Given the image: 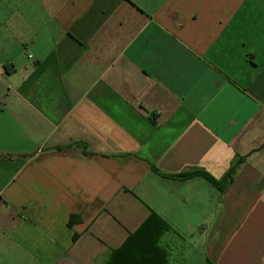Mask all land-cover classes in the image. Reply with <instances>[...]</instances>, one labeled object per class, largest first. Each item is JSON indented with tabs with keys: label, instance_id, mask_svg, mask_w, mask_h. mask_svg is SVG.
<instances>
[{
	"label": "crops",
	"instance_id": "0c3cea01",
	"mask_svg": "<svg viewBox=\"0 0 264 264\" xmlns=\"http://www.w3.org/2000/svg\"><path fill=\"white\" fill-rule=\"evenodd\" d=\"M113 260L264 264V0H0V264Z\"/></svg>",
	"mask_w": 264,
	"mask_h": 264
},
{
	"label": "trees",
	"instance_id": "16d2710c",
	"mask_svg": "<svg viewBox=\"0 0 264 264\" xmlns=\"http://www.w3.org/2000/svg\"><path fill=\"white\" fill-rule=\"evenodd\" d=\"M237 168V163L236 165L233 167L232 171L230 172L229 174V177L228 179H231L232 175L234 174L235 172V169ZM156 172H158V170L155 169ZM199 174H203L204 176L208 177L216 186L218 187H221L222 184L219 183V182H216L213 178H211L210 176H208L207 174H204V173H199ZM195 174H186V175H181L178 177V179H188V178H191L192 176H194ZM158 223L159 226L157 227L156 229V233H158V236H162L164 233H167L169 231H172V229L162 220L160 219L155 213H153L151 215V217L149 218V220L144 224V226L135 234L133 235L134 238H137L138 236H140L142 233H144L147 228H149L152 224H156ZM161 226V227H160ZM163 226V227H162ZM132 237V238H133ZM131 240V239H130ZM129 244V243H128ZM127 246V244H126ZM150 246V245H149ZM151 248V251L152 252H156L155 250H157L160 254H162V250H160V248L158 249V247H155L156 249L154 250L152 246H150ZM123 251V250H122ZM122 251H118V252H115V253H121ZM115 255H113L112 259L114 258ZM163 256V259L164 258V254H162ZM113 264H116L115 261L113 260L112 262Z\"/></svg>",
	"mask_w": 264,
	"mask_h": 264
}]
</instances>
